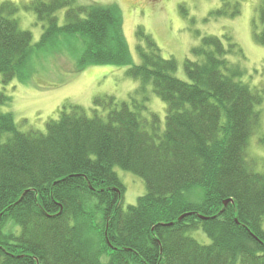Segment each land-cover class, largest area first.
<instances>
[{"label":"trees","instance_id":"16d2710c","mask_svg":"<svg viewBox=\"0 0 264 264\" xmlns=\"http://www.w3.org/2000/svg\"><path fill=\"white\" fill-rule=\"evenodd\" d=\"M24 7L43 33L34 44L15 17L19 5L0 3L4 84L28 81L37 51L65 50L76 53L78 70L126 65L142 84L126 101L96 97L92 114L64 104L45 133L23 132L13 113L0 111V264H264V173L247 159L264 89L236 78L227 60L235 44L204 36L182 80L149 36L146 49L138 45L142 62L133 63L116 3L30 0ZM259 19L264 42V1ZM150 85L167 106L163 127L157 114H145ZM10 101L0 92V106ZM115 166L146 183L127 209ZM228 198L234 202L224 207ZM199 229L209 243L189 234Z\"/></svg>","mask_w":264,"mask_h":264},{"label":"rangeland","instance_id":"374dc122","mask_svg":"<svg viewBox=\"0 0 264 264\" xmlns=\"http://www.w3.org/2000/svg\"><path fill=\"white\" fill-rule=\"evenodd\" d=\"M6 0H0V3ZM19 5L16 14L20 26L33 34L37 43L43 33V24L33 10L26 9L30 0H7ZM264 0H76L78 5L92 2L116 3L122 10L124 32L129 44L133 63H141L138 45L146 49L147 37L160 49L164 58H173L177 63L174 76L188 80L185 69L187 58L197 59L193 49L203 43V37H220L225 43L228 37L235 44L227 54L228 65L238 70L236 77L252 88L264 89V42L259 40L263 25L259 19V7ZM237 9V12L234 13ZM234 11V12H233ZM66 9L57 13L65 21ZM76 53L69 50L55 54L37 51L32 59L33 72L28 81L14 79L4 84L0 76V92L11 97V101L0 106V111L13 113L19 129L23 132L38 130L46 132L50 119H57L59 109L67 104L80 105L89 114L95 108L96 97L110 96L118 101L129 100L141 81L127 73L126 65H92L77 69ZM144 91V90H143ZM146 116L158 115L162 127L165 125L166 103L148 86ZM259 128L251 135L247 148V159L254 162L253 169L264 173V102ZM100 109V108H99ZM107 109H103L104 115ZM125 191L122 207L137 203L146 193L145 180L130 170L114 167ZM201 243H209L202 230L189 232Z\"/></svg>","mask_w":264,"mask_h":264},{"label":"water","instance_id":"95a60500","mask_svg":"<svg viewBox=\"0 0 264 264\" xmlns=\"http://www.w3.org/2000/svg\"><path fill=\"white\" fill-rule=\"evenodd\" d=\"M232 202H234V200L232 199V198H228V199H225L224 200V207H226V206H228V204L229 203H232ZM223 211V210H222ZM185 216V214L184 215H182V216H180V220L183 218ZM199 216L201 217V218H203V219H208V218H210L209 216H206V215H202V214H199ZM214 217V216H213ZM171 224V223H170Z\"/></svg>","mask_w":264,"mask_h":264}]
</instances>
